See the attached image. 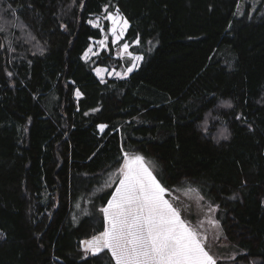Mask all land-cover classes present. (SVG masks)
Wrapping results in <instances>:
<instances>
[{
  "label": "trees",
  "instance_id": "obj_1",
  "mask_svg": "<svg viewBox=\"0 0 264 264\" xmlns=\"http://www.w3.org/2000/svg\"><path fill=\"white\" fill-rule=\"evenodd\" d=\"M117 9L144 59L101 82L112 44L83 56ZM0 27V264H114L81 242L125 153L219 207L243 253L218 264H264V0H0Z\"/></svg>",
  "mask_w": 264,
  "mask_h": 264
},
{
  "label": "snow or ice",
  "instance_id": "obj_2",
  "mask_svg": "<svg viewBox=\"0 0 264 264\" xmlns=\"http://www.w3.org/2000/svg\"><path fill=\"white\" fill-rule=\"evenodd\" d=\"M106 19L111 22L114 42H119L129 26L128 20L119 14L118 9ZM95 26L99 27V24ZM0 31L4 29L0 27ZM136 43L139 44V39ZM100 44L104 47L105 41ZM128 49L129 44L122 45L123 52L128 53ZM88 53L99 55L90 47L83 57L85 61L89 59ZM129 55L134 63L126 72L132 73L144 57ZM95 72L101 82H105L101 74L108 73V69L97 68ZM76 96L79 98L82 93L77 90ZM225 107L232 105L228 103ZM106 127L100 124V132ZM220 138H229L227 129L220 133ZM115 175L119 179L111 181L116 184L111 199L100 208L103 213L102 230L81 242L85 253L98 256L107 250L114 264H218L217 258L207 250V236L182 218L181 210L171 200L172 190L154 175L143 155L125 153L123 164ZM209 223L220 227L218 220Z\"/></svg>",
  "mask_w": 264,
  "mask_h": 264
},
{
  "label": "rangeland",
  "instance_id": "obj_3",
  "mask_svg": "<svg viewBox=\"0 0 264 264\" xmlns=\"http://www.w3.org/2000/svg\"><path fill=\"white\" fill-rule=\"evenodd\" d=\"M116 12H108L103 18L97 19L94 24L97 23L99 26L104 27V20L108 21L107 31H105V35L100 41L93 42L91 48L94 52L102 53L104 50L109 49L110 43L113 48L116 50L117 57L122 59L123 68L121 69H108V73H102L104 79L106 78H127L130 73L126 72V69L134 63L131 60L128 53L122 51V40L126 34H124L123 38L119 42H114V38L111 35V22L106 19L107 15L115 14ZM120 14V13H119ZM122 15V14H120ZM123 16V15H122ZM124 17V16H123ZM127 31V30H126ZM105 41V46L102 47L100 42ZM132 54V53H131ZM90 60L92 57L96 55H92V53H88ZM134 55V54H132ZM84 57V56H83ZM85 60V59H84ZM141 62V61H140ZM138 62V65L140 64ZM100 68V67H99ZM135 70V69H134ZM96 73V72H95ZM119 74V75H118ZM150 165L154 175L155 174V164L147 160ZM203 197V199H201ZM171 200L174 205L181 210L182 218L191 222L194 227L200 228L202 233L207 236V250H209L210 254L217 258L219 261L230 262L232 257L235 259L243 253V251L236 245L232 244L225 237V232L222 226V221L219 214V207L213 204L206 196L201 193L197 189L192 188H179L175 191L172 190ZM210 209H215V211H211ZM211 220H218L220 227L217 228L213 224L209 223Z\"/></svg>",
  "mask_w": 264,
  "mask_h": 264
}]
</instances>
